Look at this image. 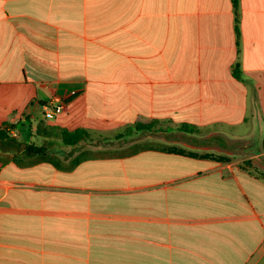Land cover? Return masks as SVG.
Instances as JSON below:
<instances>
[{"label": "crops", "instance_id": "0c3cea01", "mask_svg": "<svg viewBox=\"0 0 264 264\" xmlns=\"http://www.w3.org/2000/svg\"><path fill=\"white\" fill-rule=\"evenodd\" d=\"M6 124L0 264H264V0H0Z\"/></svg>", "mask_w": 264, "mask_h": 264}, {"label": "trees", "instance_id": "16d2710c", "mask_svg": "<svg viewBox=\"0 0 264 264\" xmlns=\"http://www.w3.org/2000/svg\"><path fill=\"white\" fill-rule=\"evenodd\" d=\"M231 3H232L234 10H236L237 0H231ZM235 31H236V34H238L237 26L235 27ZM233 76L235 78L239 77L237 70L233 72ZM158 125H159L158 121H151L149 123H135L133 128L136 131H151L154 127ZM41 126H42V123L40 124V127ZM7 128L12 129L14 128V125L6 124L4 127L0 128V142L14 140L12 137L9 136L8 134L9 131ZM56 130L57 132L55 133H57V136L66 145H75L78 142L88 138V133L82 129H77L74 131H67L64 129H56ZM179 130L185 133H193L195 131V127L192 125L182 124L179 126ZM141 150H146V147L142 145H135L131 147L129 152L136 153ZM33 151L37 152L38 154H41L43 152L41 149H33ZM163 151H166L168 153L175 154V155L185 156V157L192 158V159H208V160H212L215 162H221V163L228 162L230 160L228 156L214 155V154H209V153L201 154V153L186 150L180 147H169V148L163 149Z\"/></svg>", "mask_w": 264, "mask_h": 264}, {"label": "built area", "instance_id": "2783aa9c", "mask_svg": "<svg viewBox=\"0 0 264 264\" xmlns=\"http://www.w3.org/2000/svg\"><path fill=\"white\" fill-rule=\"evenodd\" d=\"M75 95V91H70L67 95H53L49 101L42 104L43 118L45 120L55 119L64 111L68 100Z\"/></svg>", "mask_w": 264, "mask_h": 264}, {"label": "rangeland", "instance_id": "374dc122", "mask_svg": "<svg viewBox=\"0 0 264 264\" xmlns=\"http://www.w3.org/2000/svg\"><path fill=\"white\" fill-rule=\"evenodd\" d=\"M195 130H196V129H195ZM194 132H195V131H194ZM194 132H193V133H194ZM172 136H174V135L172 134L171 137H172ZM173 140H175V138H172V139H171V142H172V143H171V147H173V145H178V144H175V143L173 142ZM149 144H150V143H149ZM140 145L143 146V144H140ZM147 145H148V144H147ZM144 146H146V145H144ZM157 146H158V145H156V147H157ZM177 147H179V146H177ZM163 148H164V149H165V148H169V146H166V145H165ZM122 153H123V154L126 153V150H124V152H122ZM190 161L193 162L194 164H188V165H189L188 167H192V166H196V167H197V166L199 165V164L196 165V161H193V160H190ZM183 167L187 168V166H183Z\"/></svg>", "mask_w": 264, "mask_h": 264}]
</instances>
